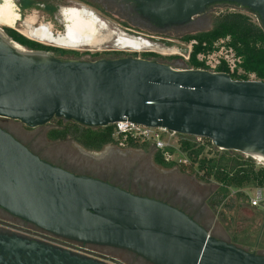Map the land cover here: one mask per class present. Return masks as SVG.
<instances>
[{"label":"water","instance_id":"water-1","mask_svg":"<svg viewBox=\"0 0 264 264\" xmlns=\"http://www.w3.org/2000/svg\"><path fill=\"white\" fill-rule=\"evenodd\" d=\"M134 1L163 25L186 23L211 4L229 3L249 9L264 27V0ZM18 46L0 28V118L32 128L54 118L87 128L127 119L264 157L260 80L135 56L63 60ZM0 207L58 237L128 250L153 264H264V254L216 239L168 203L42 160L1 127Z\"/></svg>","mask_w":264,"mask_h":264},{"label":"flooded vegetation","instance_id":"flooded-vegetation-1","mask_svg":"<svg viewBox=\"0 0 264 264\" xmlns=\"http://www.w3.org/2000/svg\"><path fill=\"white\" fill-rule=\"evenodd\" d=\"M107 1L122 10L118 13L128 22L153 34H180L191 29L212 26L215 17L212 21V16H210L208 10L210 9L211 12L212 7L222 4L209 5L205 13L186 23L163 25L155 17L144 14L140 9V4L134 0ZM9 2L11 0H3L0 7ZM15 19L20 20L19 17ZM47 47L51 46L47 45ZM47 52L60 53L56 51ZM61 54L63 53L61 52ZM127 56L153 59L147 54L140 56L129 54ZM61 121L65 127L60 130L65 131L67 127L73 128V131L75 130L74 127L77 123L60 118H54L48 124L40 127L26 126L21 131L3 120H0V127L12 134L42 160L52 165L75 175L100 179L139 196L168 203L184 211L200 225L209 229L216 239L242 247L234 243L233 236L229 235L222 227L217 226L215 222L212 225L215 218L213 201L220 192V188H208L198 181V176L191 179V181L178 178L180 169L175 170L172 176L165 174L158 176L157 169L166 168L157 162L158 153L154 149H147V152H145L143 148L122 149L115 145H107L100 151H92L80 145L72 135H68L65 139L50 138V133L59 128L57 126ZM45 139L52 142H72L76 145L77 151L70 154L59 153L54 151L53 148L45 146ZM133 151L136 152L134 157L130 156ZM90 152H96V154ZM261 253L264 254V251ZM0 264L153 263L128 250L84 244L58 237L30 222L13 216L0 207Z\"/></svg>","mask_w":264,"mask_h":264},{"label":"rangeland","instance_id":"rangeland-1","mask_svg":"<svg viewBox=\"0 0 264 264\" xmlns=\"http://www.w3.org/2000/svg\"><path fill=\"white\" fill-rule=\"evenodd\" d=\"M2 2L3 0H0V3ZM69 7L86 8L98 15L102 22V27L104 28L102 34L103 37L106 38V41L95 47L79 48L74 38H66L65 36L67 34H72L70 30L65 28L66 23L63 17L64 9ZM229 7L230 6L221 4L212 7L211 12L209 9V14L212 16L211 20L213 21V18L217 17L221 12H226ZM118 11L122 10L109 3L107 0H11L8 4L0 7V28L4 30L6 28L11 29L30 41L44 46L50 45V48L73 53L78 52L80 54L76 56L74 54L63 55L61 52L57 54L51 52V54L63 60L79 59L82 61H91L100 58L118 59L126 57L132 53L124 51L119 45L117 46V40L125 35L127 37L141 36L146 39H152L151 36L157 37L160 40L161 50L164 49L166 51L165 53H167L166 56H179L186 61L183 56H189V44L182 41L181 38L187 35H196L198 33L210 31L214 26L195 28L180 34H153L140 26L131 24L122 17ZM16 17H19L20 20H16ZM32 18L35 19L36 24L32 25V23H30V19ZM42 25L45 27L49 26L47 28L53 32L50 43L43 41L40 37L32 39L28 37V35H25V33H29ZM169 64L187 67L183 64V61L180 60L172 61ZM0 120L14 125L20 131L26 128V125L16 120ZM44 142L45 146H49L59 153L70 154L77 151L76 145L72 142H52L46 139ZM143 149L147 152V149L150 148ZM206 152L202 158H219L223 154H226L227 158H237L240 156L245 160H253L257 169L264 167V163L258 164L257 159L254 160L252 157L240 154L237 151H228L223 154H207ZM90 153L96 154V152ZM135 154L136 152L133 151L130 156L134 157ZM192 164L183 166L176 165L169 169H157L158 176L164 174L172 176L175 170L180 169L178 178H185L191 181V179L198 176V181L205 184L208 188H220L213 180L208 181L202 179L201 176L203 172L198 174L196 171L198 163ZM247 191L250 195H255L254 188H249ZM213 210L215 218L212 225L215 222L217 226L222 227L229 235L233 236L234 243L255 253L264 251V208H251L247 204L242 203L240 197L223 198L221 194L218 193L213 201Z\"/></svg>","mask_w":264,"mask_h":264},{"label":"trees","instance_id":"trees-1","mask_svg":"<svg viewBox=\"0 0 264 264\" xmlns=\"http://www.w3.org/2000/svg\"><path fill=\"white\" fill-rule=\"evenodd\" d=\"M223 5H235L222 3ZM237 6V5H236ZM251 12L249 9H245ZM7 34L23 47L31 50L56 51L63 54H74L79 56L78 52L60 51L56 48H50L42 44L30 41L15 31L6 28ZM185 43L196 41L197 44L193 48L191 59L189 62L182 58L162 57L156 54H147L153 60L170 63L175 60L183 61L184 65L189 68H203V64L198 62L197 55L202 52H212L214 45L220 40H228L226 45L233 48L237 58H241L242 67L247 74H253L257 80L264 82V27L255 23L252 18L244 13H228L221 12L215 17L214 26L210 31L198 33L196 35H187L181 38ZM219 72L229 73L225 66L219 69ZM233 79H237L232 75ZM247 80L246 78H244ZM59 128L50 133L52 139H65L68 135L75 137L76 141L84 148L92 151H100L105 146L112 144V126L103 128H87L82 125L75 124V130L67 127L65 131L60 130L65 127L59 122ZM81 127V129H80ZM72 130V131H71ZM132 148H136L132 146ZM195 155L191 153L193 165L198 163L197 173L203 172L202 179L213 180L220 187L221 196L227 197L229 188L244 189L264 187V167L256 168L255 162L243 157L227 158L223 154L220 158H203L198 160L201 150H196ZM157 162L166 169L175 167L173 163H167L162 156L158 154Z\"/></svg>","mask_w":264,"mask_h":264},{"label":"built area","instance_id":"built-area-1","mask_svg":"<svg viewBox=\"0 0 264 264\" xmlns=\"http://www.w3.org/2000/svg\"><path fill=\"white\" fill-rule=\"evenodd\" d=\"M230 6L226 12L228 13H244L249 15L255 23L260 24L259 18L256 14L246 11L244 8L236 5ZM224 12V11H223ZM225 12V13H226ZM261 25V24H260ZM137 40H142L143 45L140 49L123 48L124 51L136 54H156L162 57H174L166 56L167 53L164 49L161 50L160 40L157 37L151 36L152 39H146L141 36H129ZM228 40H220L215 43L214 50L212 52H202L197 55V60L203 64L205 70L212 73H222L219 69L225 66L229 71L231 77L235 76L237 81H255L256 76L253 74H247L242 67L241 58L236 57V53L233 48L228 47L226 43ZM189 44V56H183L186 62L191 59L196 41H192ZM169 51V50H168ZM179 57V56H177ZM182 57V56H181ZM140 58V57H139ZM188 67V66H187ZM189 68V67H188ZM194 69V68H189ZM247 76V80L244 79ZM112 126V139L113 142L110 145H115L122 149L132 148H150L154 149L163 160L167 163H173L176 165H191L193 163L191 153L195 155L196 150H201L198 160L203 159L205 154H223L228 152L227 150L216 147L209 139L194 136L180 134L171 131L165 127H148L145 125L136 124L125 119L117 123L111 124ZM108 126V127H109ZM222 156V155H221ZM220 156V157H221ZM219 157V158H220ZM254 159V158H253ZM256 160V159H254ZM258 164H262L258 161ZM193 165V164H192ZM249 188L234 189L229 188V197H240L241 202L247 204L251 208H264V187H255V195H250L247 191Z\"/></svg>","mask_w":264,"mask_h":264},{"label":"bare ground","instance_id":"bare-ground-1","mask_svg":"<svg viewBox=\"0 0 264 264\" xmlns=\"http://www.w3.org/2000/svg\"><path fill=\"white\" fill-rule=\"evenodd\" d=\"M63 17L66 23L65 28L70 30L72 33L69 35L67 34L65 37L74 38L79 48L95 47L106 41V38H104L102 34L104 31L102 22L99 16L94 12L86 8L81 9L77 7H69L64 9ZM30 23H32V25L36 24L35 19H30ZM47 27L42 25L35 30L33 29V31H30L29 33H25V35H28V37H31L32 39L40 37L43 41L50 43L53 32ZM118 45L122 49L127 47L140 49L143 45V41L124 35L117 40V46ZM17 48L21 51L25 49L22 46H18ZM252 157L257 159L259 162L264 163L263 156L254 155Z\"/></svg>","mask_w":264,"mask_h":264}]
</instances>
